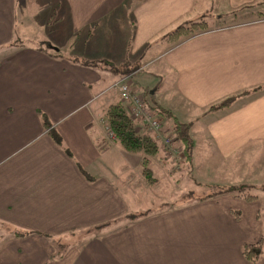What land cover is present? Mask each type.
Segmentation results:
<instances>
[{
    "label": "crops",
    "instance_id": "0c3cea01",
    "mask_svg": "<svg viewBox=\"0 0 264 264\" xmlns=\"http://www.w3.org/2000/svg\"><path fill=\"white\" fill-rule=\"evenodd\" d=\"M130 1L0 0V226L8 231L0 236V264H248L240 248L256 238L257 227L262 236L261 219L259 226L237 221L227 201L104 228L128 209L116 184L143 173L140 159L132 160L104 131V109L120 101L109 87L141 64L164 34L189 20L193 7L192 0ZM262 4L222 0L217 17L237 23L163 50L164 83L148 89L160 107L167 92L201 112L237 96L225 116L204 124L221 155L264 144ZM250 11L262 19L242 18ZM17 23L29 26L19 30ZM33 38H49L57 49L12 43ZM149 82L136 77L134 86L148 88ZM173 99L164 108L170 110ZM230 201L249 212L244 207L251 206ZM100 225L78 243L62 239ZM164 229L176 234L158 240ZM145 233L150 253L131 247L130 236L141 242ZM56 245L73 250L55 256Z\"/></svg>",
    "mask_w": 264,
    "mask_h": 264
},
{
    "label": "rangeland",
    "instance_id": "374dc122",
    "mask_svg": "<svg viewBox=\"0 0 264 264\" xmlns=\"http://www.w3.org/2000/svg\"><path fill=\"white\" fill-rule=\"evenodd\" d=\"M129 2L131 1L127 0V3ZM192 4L193 7L190 12V19L188 20L186 18L181 20V22L176 24L173 30L188 21H196L198 19L205 21L206 28L204 30H195V32L193 31L191 34L187 31H184L181 35L176 33V35L167 36V33L164 34V36L160 38L158 44L154 45L146 53H144L141 64L138 63V66L133 68L131 71L128 70L125 75L112 82L109 87L118 93V91L113 87V84L121 78H127L126 82L129 92L140 100L141 107L145 113H141L140 116H138V119L134 118L133 106L131 107L128 102L121 99L119 93L118 95L120 101L118 103L123 105L125 111H127L129 116L136 122L139 133L145 132L154 139L157 150L153 155L151 154V156L145 155L142 152L126 151L127 153L133 154L132 156L134 157L131 156L132 160H134V158L140 159L143 173L141 172L142 175L138 174L137 176L132 174V179L127 185L122 183H120V185L116 184L120 193L127 201L128 209L125 215L111 220L108 225L104 224L103 226H105L104 228H114L123 224L129 226V224L139 222L138 220L142 221L147 218H159L165 214H173L179 210H184L189 208V206H191L190 209L196 205L210 208L214 206L213 203L215 204V202L218 201H222L224 203L227 201L228 205H231L230 200L232 199L233 201V199H237L241 204L245 203L247 206L251 207H244L245 209H250L248 210L249 212H247L242 208H239L240 210H235L234 208L238 207L229 205L228 207L232 209L231 214L234 219L237 221L241 220L243 223L244 221L247 222L246 220L249 219L252 226L254 224L259 226V224H261L259 219H261L263 223L262 236L259 234L258 230L260 229L257 227V233H255L256 238L249 244H243L252 245L260 241L261 253L258 264H262L264 262V144L258 142L255 144L250 143V147L246 144L241 150L231 151L230 155L228 154L225 156L221 155L220 151H217L216 148L218 146L216 141L212 138L211 132L209 131L208 134L204 130L206 123L212 121L215 116L221 118L229 112L232 106L231 102L237 96H235L227 106L215 108L211 107L212 105L219 104L221 102L220 100L216 104L207 105L204 111L201 112L181 101L173 99L169 93L165 92L161 97L164 107H169V102L172 101V99L174 103L170 110L161 107L169 110L172 115L168 116L167 114L165 117L156 116V112L154 111V109L157 108L155 106L156 103L153 102L150 96H147V94H149L148 89L150 90L152 88L151 84H153L156 88L161 85V83H164L165 74L162 70H159V67L162 65V61L159 60V55L163 50L176 46L198 34L219 28L230 27L237 23V20L233 22L229 21V16H223L221 18L217 17V12H221L223 10L222 6H220V4L222 5V0H192ZM224 9L229 8L224 7ZM31 10L33 11L35 8H31ZM247 10L248 9L244 6L243 8H240L238 13H242ZM33 15L37 14L34 13ZM52 15L55 17V13L53 14L52 11H49L48 17ZM260 15L261 14L253 11L250 15L246 14L242 18L262 19V17L260 18ZM234 18L238 20L242 19L239 16H235ZM17 25H19V30L23 29L24 25L25 27L29 26V24L23 25L20 23H17L16 26ZM32 33H34V31ZM46 41L51 47H54L49 38L41 42H39V39L34 38L30 40L15 39L12 43L17 42L18 45H22L23 43L24 45H38L39 43ZM54 48L57 49L56 47ZM154 75H156V77ZM136 77L137 79H150V82L147 83V86L149 87L136 88L134 86V79H136ZM143 114L147 115L154 125L151 126L147 124L141 117ZM100 120L106 135H108L106 130L108 125L105 121L103 113ZM177 123L189 125L185 141L181 137L182 128H180L179 134L174 130ZM107 138L115 141L114 138L110 139L108 136ZM212 142L215 143L214 148L216 150H211L213 149ZM230 188H233V192L230 191ZM238 188H246V193L253 195L254 198L251 200H245L242 195L236 196V189ZM244 215L247 216L244 217ZM103 226H96L88 231L66 233L62 239L64 242L66 241L71 243L75 240L76 243H78V241L82 238L89 237L93 233H98L101 229H103ZM6 231L7 230H3L2 226H0L1 235L7 234ZM167 231L170 230H158L157 233H159L160 236H157V239L164 240L170 238V236H166L169 234ZM111 232L114 233L115 231L111 230ZM148 234L149 233H145L143 236H139V238L142 239L141 242L140 240H137L138 237H135L134 234L133 236H130L132 239L131 247L144 252L148 249L147 253H150L151 248L153 247H151L149 243L150 237ZM175 234L176 232H173L169 235L173 236ZM68 249L69 251L73 250L70 246L67 247L57 245L55 251L56 253H61L58 255L62 257ZM137 258L140 259V257Z\"/></svg>",
    "mask_w": 264,
    "mask_h": 264
},
{
    "label": "trees",
    "instance_id": "16d2710c",
    "mask_svg": "<svg viewBox=\"0 0 264 264\" xmlns=\"http://www.w3.org/2000/svg\"><path fill=\"white\" fill-rule=\"evenodd\" d=\"M264 5V4H262ZM247 9L253 8L252 5L247 6ZM206 28V24L204 20H196V21H188L185 24L180 25L172 32L168 33L169 35H181L184 31L189 32L190 34L198 30H204ZM37 47H45L49 49H53V47L48 44V42L39 43ZM235 96H227L225 99L221 100V102L217 105H212V108L215 107H223L227 106L234 98ZM157 108L154 109L156 112V116H164L168 114V116H172L169 110L163 109L158 105H155ZM103 116L105 118V121L110 128V130L114 134V139L123 150L128 152H142L145 155H153L156 150V142L153 138H151L147 133H139V130L137 129L136 122L129 116L127 111L123 108V105L121 103H115L108 105L104 112ZM44 126H48V123L45 121ZM182 128V139L185 141L187 130L189 128L188 124L184 123H177V126L175 127L176 133L179 134V130ZM52 138L55 142H59V138L52 134ZM233 188H230V191L233 192ZM236 196L242 195L245 200H251L254 198L253 195L246 193V188H238L236 189ZM244 191V193H243ZM242 193V194H241ZM242 198V197H241ZM15 236H22L24 235V232L20 231H11ZM1 236V234H0ZM57 247V245L54 247V249ZM260 253H261V244L260 241L256 242L252 245H243L240 248V254L242 258L248 262L249 264H258L260 261ZM54 252L55 256H60Z\"/></svg>",
    "mask_w": 264,
    "mask_h": 264
},
{
    "label": "built area",
    "instance_id": "2783aa9c",
    "mask_svg": "<svg viewBox=\"0 0 264 264\" xmlns=\"http://www.w3.org/2000/svg\"><path fill=\"white\" fill-rule=\"evenodd\" d=\"M126 81H127V78H121L116 83L113 84V87L118 91L121 99L128 102L131 107L133 106L134 116L133 115L132 116L134 118L138 119V116H140L141 113H145V112L143 111V109L141 107L140 100L136 96L132 95L129 92L128 85H127ZM141 117L146 121L147 124H149L151 126L154 125V123L150 121V118L147 117V115L143 114V116H141ZM106 130H107V134H108L107 136L110 139H113L114 138L113 132L108 127H106Z\"/></svg>",
    "mask_w": 264,
    "mask_h": 264
}]
</instances>
